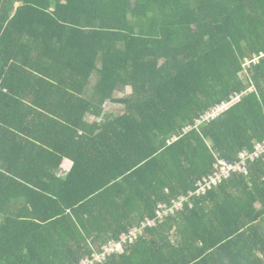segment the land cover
I'll list each match as a JSON object with an SVG mask.
<instances>
[{
    "label": "trees",
    "instance_id": "16d2710c",
    "mask_svg": "<svg viewBox=\"0 0 264 264\" xmlns=\"http://www.w3.org/2000/svg\"><path fill=\"white\" fill-rule=\"evenodd\" d=\"M262 54L264 0H0V264H78L264 141ZM248 169L97 264H264Z\"/></svg>",
    "mask_w": 264,
    "mask_h": 264
},
{
    "label": "built area",
    "instance_id": "2783aa9c",
    "mask_svg": "<svg viewBox=\"0 0 264 264\" xmlns=\"http://www.w3.org/2000/svg\"><path fill=\"white\" fill-rule=\"evenodd\" d=\"M258 59L259 57H254L251 60L246 58L243 64L244 72L247 73L251 64H256ZM5 90L6 89H4V91ZM252 90L253 87H250L247 91L234 92L229 96L228 99L214 104L198 118H196L193 124L184 127L182 129L183 133H186L192 129H199L200 126L214 121L230 107L238 103L243 95H245L247 92H251ZM177 138V136H173L170 141L176 140ZM263 153L264 141H261L256 142L252 149H244L240 151L238 158L235 161L231 162L224 158H217L213 164L212 172L199 179L196 182L194 189L188 191V193L185 195L183 194L178 196L176 199H172L170 202H160L157 205L154 217H146L139 225L133 226L128 229V232L121 234L117 240H111L105 244L100 252L92 254L91 257L81 259L78 264L102 263L109 255L114 253H122L124 251V247L127 244H131L137 240L147 228L155 227L158 223L164 221L166 218L181 212L184 209L185 204L189 202L191 198L205 195L207 191L219 185L222 183V181L230 178L234 173H242L247 175L249 171V162L255 161ZM190 206H192L191 203Z\"/></svg>",
    "mask_w": 264,
    "mask_h": 264
},
{
    "label": "rangeland",
    "instance_id": "374dc122",
    "mask_svg": "<svg viewBox=\"0 0 264 264\" xmlns=\"http://www.w3.org/2000/svg\"><path fill=\"white\" fill-rule=\"evenodd\" d=\"M93 81H95V77L93 78ZM132 89L131 87H125L123 89H119L118 91H116L115 93V96L117 97H121V96H124V95H129L131 93ZM120 105H115V104H111L109 102H107L105 104V109L107 111H114L116 114L118 113V110L120 109ZM67 172V167L64 165L62 166V169H61V174H65Z\"/></svg>",
    "mask_w": 264,
    "mask_h": 264
},
{
    "label": "crops",
    "instance_id": "0c3cea01",
    "mask_svg": "<svg viewBox=\"0 0 264 264\" xmlns=\"http://www.w3.org/2000/svg\"><path fill=\"white\" fill-rule=\"evenodd\" d=\"M71 164H72V163H71L69 160H65L64 163H63L64 167H65V166L67 167V170L71 167ZM63 165H62V166H63Z\"/></svg>",
    "mask_w": 264,
    "mask_h": 264
}]
</instances>
